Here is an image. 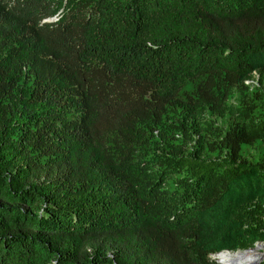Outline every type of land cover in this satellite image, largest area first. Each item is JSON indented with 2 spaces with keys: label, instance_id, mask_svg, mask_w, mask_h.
<instances>
[{
  "label": "trees",
  "instance_id": "1",
  "mask_svg": "<svg viewBox=\"0 0 264 264\" xmlns=\"http://www.w3.org/2000/svg\"><path fill=\"white\" fill-rule=\"evenodd\" d=\"M254 72L264 0H0V264H219L264 241Z\"/></svg>",
  "mask_w": 264,
  "mask_h": 264
},
{
  "label": "rangeland",
  "instance_id": "2",
  "mask_svg": "<svg viewBox=\"0 0 264 264\" xmlns=\"http://www.w3.org/2000/svg\"><path fill=\"white\" fill-rule=\"evenodd\" d=\"M196 80L194 81H191L189 82L185 87L184 89L182 90V92L180 93V97L182 99H185V97L188 95V94H191L193 89L195 88L196 86ZM246 83L250 86V88L252 89H255V88H259L260 90H262L264 92V75L263 77H261L259 74L257 73H253V75L251 76L250 80H247ZM236 101V97H231L229 99V102L230 103H235ZM211 111H213V109H211ZM200 113H205V118L203 117L201 120H206L208 117H211L213 120H211L213 123H215V125H222L223 124V121L224 119L219 117L217 114L215 113H210V109H207L206 111H203V110H200L199 111ZM168 120L170 122H175V123H179L181 120H184V121H188V122H191L190 119L186 118V119H183V116L181 114H175L174 116L168 118ZM192 140H189L188 143H187V147L191 146L192 144L195 143V140L197 138H199V133L197 132H193L192 134ZM185 136V133L183 131H178L176 134H175V139L176 141H181V139ZM248 150H252V155L254 157H256L260 151L264 150V146H258L256 149H248ZM248 152V151H247ZM264 242V241H262ZM255 245H253L252 247H254ZM251 248V247H250ZM211 256V255H210ZM211 259L215 260L212 256H211ZM217 262V261H216ZM219 263V262H217ZM221 264V263H219ZM253 264V263H252ZM255 264H264V259L258 263H255Z\"/></svg>",
  "mask_w": 264,
  "mask_h": 264
},
{
  "label": "bare ground",
  "instance_id": "3",
  "mask_svg": "<svg viewBox=\"0 0 264 264\" xmlns=\"http://www.w3.org/2000/svg\"><path fill=\"white\" fill-rule=\"evenodd\" d=\"M221 264H255L264 259V242L245 250L223 251L213 256Z\"/></svg>",
  "mask_w": 264,
  "mask_h": 264
},
{
  "label": "water",
  "instance_id": "4",
  "mask_svg": "<svg viewBox=\"0 0 264 264\" xmlns=\"http://www.w3.org/2000/svg\"><path fill=\"white\" fill-rule=\"evenodd\" d=\"M258 242H262V241H257V242L254 243V245H255L256 243H258ZM249 248H250V247H248V248H246V249H249ZM238 250H240V249L234 250V252H236V251H238ZM242 250H245V249H242ZM223 251H232V250L224 249V250H221V251H219V252H216V253L211 254V256L213 257L215 254H218V253L223 252ZM216 261H217V260H216ZM217 262H218V261H217Z\"/></svg>",
  "mask_w": 264,
  "mask_h": 264
}]
</instances>
